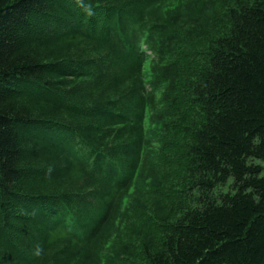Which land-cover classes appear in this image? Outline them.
Here are the masks:
<instances>
[{
  "label": "trees",
  "instance_id": "trees-1",
  "mask_svg": "<svg viewBox=\"0 0 264 264\" xmlns=\"http://www.w3.org/2000/svg\"><path fill=\"white\" fill-rule=\"evenodd\" d=\"M173 1L0 0V264H264V0Z\"/></svg>",
  "mask_w": 264,
  "mask_h": 264
},
{
  "label": "rangeland",
  "instance_id": "rangeland-1",
  "mask_svg": "<svg viewBox=\"0 0 264 264\" xmlns=\"http://www.w3.org/2000/svg\"><path fill=\"white\" fill-rule=\"evenodd\" d=\"M182 1L186 2V0H174L173 2H171L170 4H168L166 6L167 10L171 11V10L176 9ZM145 76H146V79H147L148 82H151L153 80V76L150 74L148 68L145 71ZM147 115H148V112H147ZM147 120L148 119H146V125H145V127L147 129V133H146L145 136L147 137L148 140H153V139L159 137V135H158L159 132L158 131L161 128H160V125L150 126L147 123Z\"/></svg>",
  "mask_w": 264,
  "mask_h": 264
}]
</instances>
